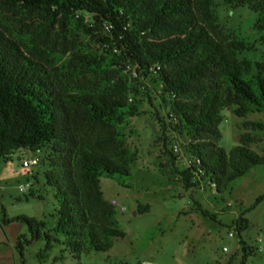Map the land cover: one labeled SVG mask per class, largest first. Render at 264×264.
Listing matches in <instances>:
<instances>
[{"label": "trees", "instance_id": "16d2710c", "mask_svg": "<svg viewBox=\"0 0 264 264\" xmlns=\"http://www.w3.org/2000/svg\"><path fill=\"white\" fill-rule=\"evenodd\" d=\"M216 1L247 5L261 15L255 28L264 29V0H0V158L44 153V183L56 200L52 220H7L25 223L31 240H45L40 258L53 243L62 245L56 260L108 251L124 236L100 178L132 177L137 153L125 129L151 90L165 109L155 116L171 174L185 189L221 195L264 165L251 147L259 138L246 130L262 128L259 121H244L230 150L217 144L223 110L264 116V63L238 58L253 45L225 33ZM166 133L188 139L182 153ZM28 196L42 198L33 184ZM219 201L215 211L227 213L231 203ZM147 211L137 204L136 213ZM233 226L244 262L253 254L241 237L248 221L239 214Z\"/></svg>", "mask_w": 264, "mask_h": 264}, {"label": "rangeland", "instance_id": "374dc122", "mask_svg": "<svg viewBox=\"0 0 264 264\" xmlns=\"http://www.w3.org/2000/svg\"><path fill=\"white\" fill-rule=\"evenodd\" d=\"M215 14L229 37L253 45L241 51L238 58L264 63V41L261 40L264 29L254 26L261 15L247 5L232 7L223 1H216ZM150 95V98L140 96L142 114L130 118L125 129L126 143L137 153L132 177L100 178L104 198L115 199L125 208H116L114 216L124 236L115 239L108 251L82 253L76 258L64 254L63 259L56 260L62 245L53 243L46 256L40 258L45 240H31L25 223L7 220L16 216L52 220L50 214L56 207L53 189L45 185V168L39 162L44 153L21 150L0 158V264H225L235 251L231 264H264V250L258 251L260 245L264 246V232L260 228L264 218V165L255 166L233 180L221 195L214 188L185 189L171 174L170 159L161 139V123L155 116L156 109L160 116L165 109L159 108V100L152 90ZM222 115L219 146L230 150L245 130L243 122L259 121L262 128L249 126L246 130L259 138L251 147L264 155L262 114L251 113L240 118L225 109ZM166 134L172 144L178 143L179 154L182 153L188 139ZM32 159L38 163L22 166L23 160ZM123 182L130 186H124ZM26 183L33 184L42 198L28 196L26 199L28 189L21 192L18 188ZM220 196L232 205L224 214L215 211L218 206H224ZM138 203L148 204L149 211L136 213ZM212 214L215 216L211 217ZM239 214L248 221L241 237L253 248V254L244 262L237 250L238 237L228 235L229 231L235 234L233 220ZM259 237L261 242L257 240Z\"/></svg>", "mask_w": 264, "mask_h": 264}, {"label": "built area", "instance_id": "2783aa9c", "mask_svg": "<svg viewBox=\"0 0 264 264\" xmlns=\"http://www.w3.org/2000/svg\"><path fill=\"white\" fill-rule=\"evenodd\" d=\"M173 150H174V152H179V150H180V148H179V145L178 144H174L173 145ZM37 162V159H32V160H23L22 161V165L24 166V167H28L29 165H31V164H34V163H36ZM29 186H30V184H20L19 186H18V188H19V190L21 191V192H25L27 189H29ZM110 203L115 207V208H118L119 210H124L125 208L120 204V203H118L115 199H111L110 200ZM228 235L230 236V237H233L235 234L232 232V231H229L228 232ZM258 242H261V238L259 237L258 239ZM223 250L225 251L226 250V247H224L223 248ZM264 250V246H262V245H260L259 247H258V251L259 252H262Z\"/></svg>", "mask_w": 264, "mask_h": 264}, {"label": "crops", "instance_id": "0c3cea01", "mask_svg": "<svg viewBox=\"0 0 264 264\" xmlns=\"http://www.w3.org/2000/svg\"><path fill=\"white\" fill-rule=\"evenodd\" d=\"M260 228L264 232V218L260 221Z\"/></svg>", "mask_w": 264, "mask_h": 264}]
</instances>
